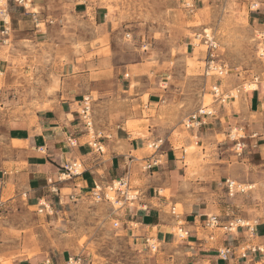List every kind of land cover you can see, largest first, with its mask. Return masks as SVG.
I'll use <instances>...</instances> for the list:
<instances>
[{
	"label": "rangeland",
	"instance_id": "rangeland-1",
	"mask_svg": "<svg viewBox=\"0 0 264 264\" xmlns=\"http://www.w3.org/2000/svg\"><path fill=\"white\" fill-rule=\"evenodd\" d=\"M28 1L30 9L25 11L15 0H0V6L9 9L10 18L21 11L31 21L18 34L11 22L9 40L0 43V58L5 63L4 75L0 74V170L9 167L12 159L8 122L30 108L39 109L38 100L45 98V105L49 104V100H59L63 91L82 94L78 97L81 101L89 96L91 136H95L94 117L109 114L111 120L118 121L122 116V106L115 103L112 111L98 110L100 93L112 96L122 94L123 88L134 91L140 87L145 93L164 94L161 119L168 124L165 129L171 139L166 143L164 137L163 143L156 145L186 150L189 178L205 185L199 186L196 195L210 196L205 214L222 220L248 216L250 225L264 217V162L254 148L256 142L264 145V122L243 131L234 129V142L218 137L219 148L202 146L199 129L184 126L202 102L212 112L219 107L211 95L215 85L237 101L253 92L251 89L264 92V0H201L193 9L182 0H61L48 10L49 20L37 18L40 10ZM85 1L87 5H82ZM99 3L110 13L109 27L96 26L92 19ZM39 30L45 33L31 38L30 34ZM206 34L217 44L214 60L226 68L223 78L206 76ZM114 70L118 73L109 79L99 77ZM114 109L119 111L113 113ZM252 120L256 122V117ZM139 123L144 122H130L129 131L142 134ZM257 132L261 140L253 137ZM152 144H146V153H155ZM228 179L236 184L233 197L227 191ZM138 185L131 181L130 198H139L140 192L134 190ZM55 194L45 197L53 213H39L38 202L18 195L12 186L0 195V264L35 257L56 262L62 256H78L85 264H194L186 260L184 242L160 243L154 254L146 250L144 242L136 246L124 239L121 223L111 217L137 209L138 200L122 206L115 200L97 203L87 195L75 201L64 198L60 203ZM158 196L169 198L170 192L160 191ZM116 198L121 201L120 196ZM171 207H165L170 218ZM176 207L181 219L187 221L184 207ZM226 207L228 211H224ZM231 211L236 212L231 215ZM235 264L264 262L257 256Z\"/></svg>",
	"mask_w": 264,
	"mask_h": 264
},
{
	"label": "crops",
	"instance_id": "crops-1",
	"mask_svg": "<svg viewBox=\"0 0 264 264\" xmlns=\"http://www.w3.org/2000/svg\"><path fill=\"white\" fill-rule=\"evenodd\" d=\"M57 2L61 0H32V7L38 8L39 14L42 15L38 14L36 17L48 19L47 16L50 15L48 10ZM81 4L87 5V1ZM109 17L107 7L100 3L98 8L92 11V19L96 26L109 27ZM11 22L16 34L20 33L23 26L31 23L30 16L21 11L14 12ZM38 33L45 32L34 31L30 34L31 38ZM4 65V60L0 58L1 75H4ZM116 73L118 72L114 70L112 74L108 73L106 76L100 74L99 77L109 79ZM251 90L253 92L244 94L240 101L232 98L224 105L215 106L213 115L202 119V125L198 128V139L201 140L202 146L219 148L218 137L227 141L229 138L234 142L235 139L231 138L234 129L243 131L246 126L252 128L257 126V122H264V92ZM79 95L82 94L63 91L58 95L59 100L54 102L49 100L47 106L45 98H42L36 103L40 106L39 109L30 108L27 113L10 119L7 143L12 159L9 167L0 170V195L12 186L18 195L24 194L34 202H38L50 192H55V196L60 197L62 203L64 198L80 200L87 196L95 185L108 186L114 181L126 178L130 183L134 180L139 182L134 189L140 192L137 198L139 207L128 209L124 214L119 213V217L111 218L121 223L124 239L132 241L134 245L139 246L145 238L153 236V233L156 234L153 237L160 243L170 244L174 240L172 231L176 220L166 215L165 207L179 204L185 209L187 221L184 222L192 232L191 240L182 245L187 261L194 264L238 263L239 259H234L230 263L219 259L216 250L227 245L237 250L257 245V248L263 246L264 251V217L256 220L253 235L242 229L238 234L226 237L219 233L215 242H209L205 235L196 232L194 220L206 215L210 196L196 195L199 186L205 185L189 178L185 162L186 150L168 146L166 149L159 148L154 154L145 152L148 142L161 144L165 140L164 137L166 143L171 139V136L167 135L169 130L165 129L168 124H164L161 119L160 105L165 102L163 93L159 91L145 93L140 87H135L134 91L123 88L122 94L112 96L100 93L98 110L112 111L116 104L122 106L120 109L122 116L118 121L114 120V117L111 120L109 114L106 118H99L98 115L94 117L95 136H91V131L82 122L80 116L82 101L78 99ZM118 111L119 109H114L113 113ZM252 117H256V122ZM132 121L144 122L138 124L142 134L129 131L128 124ZM260 135L261 133L257 132L253 137L261 140ZM98 148H101V151ZM254 148L258 149L260 159L264 162V145L256 142ZM206 153L205 149L203 155ZM219 160L221 161L220 158ZM154 161H158L157 166L145 170L144 166ZM74 164L79 166L78 173H65L64 168ZM166 190L170 192L169 198L158 196L160 191ZM224 211H228L227 207ZM235 212L231 211L230 214L233 215ZM240 218L250 223V217ZM257 256L264 262V252L249 255L252 258ZM48 258L21 259L14 264H44ZM66 261L67 258L62 256L57 258L56 262H52L65 264Z\"/></svg>",
	"mask_w": 264,
	"mask_h": 264
},
{
	"label": "built area",
	"instance_id": "built-area-1",
	"mask_svg": "<svg viewBox=\"0 0 264 264\" xmlns=\"http://www.w3.org/2000/svg\"><path fill=\"white\" fill-rule=\"evenodd\" d=\"M184 5L188 9H193L195 4L197 2H200L201 0H182ZM15 3L22 7L25 11H28L30 9L29 1L28 0H15ZM34 14V13H33ZM36 15V13L34 14ZM9 18V20H8ZM11 31V18L9 14V9L4 6H0V43L6 44L9 40V35ZM127 38L130 37L128 34L126 36ZM205 45L207 46L208 51V58L209 60L206 62V69L205 73L207 77H218L223 78L227 74V70L224 66H220L216 64L215 62V52L217 50V44L214 42V39L210 37L208 34L205 36L204 40ZM147 49V47H146ZM214 102L219 103L221 105L226 104V102L232 98L230 94L224 92L222 90L221 86L215 85L212 88L211 93ZM91 100L90 97H84L82 101V107L80 116L82 119V122L84 123L85 127L91 131L93 128V122L91 119ZM213 112L209 110L208 106H205L202 102L200 108L193 112L191 115L188 116L186 121L184 122V126L187 130H194L196 128H199L202 125V119L205 117L212 116ZM161 143V142H160ZM238 147H241L242 144H237ZM150 148H154L156 151L160 148V145H156V143L152 144ZM99 151H101V148H98ZM158 161H154L152 164H146L145 170H151L154 166H157ZM79 166L77 164H74L72 166H66L65 173L68 174H77L78 173ZM227 191L230 197H233L235 195V186L236 184L230 180L226 181ZM130 189V182L128 179H120L118 181L112 182L108 186H102V185H95L93 189L90 190V192L87 194L92 198L95 202H112L115 200L118 204L120 203L122 206L127 204V202H135L138 199L135 197H131L128 194V191ZM111 192H113V196H111ZM241 192H243L241 190ZM117 196H120L121 201L119 202L116 198ZM116 198V199H115ZM38 206L40 207L39 213L47 212V213H53V210L51 209V204L47 202L45 197L41 198L38 201ZM170 215L173 219L176 220L175 227L172 231V237L173 239L179 241V242H187L191 240L192 238V232L187 228L186 222H184L181 219V214L177 211L176 206H172L170 208ZM194 223L196 224L197 233L201 232L203 235L206 236L207 241L209 242H215L217 239V234L221 233L224 237L230 236V235H236L239 233L240 230L245 229L249 234L253 235L255 233V227L256 225H250V223H247L245 220H243L240 217H235L229 220H222L220 216L218 215H210V216H200L199 218L194 220ZM115 228L118 227V224H114ZM146 250H148L151 253H158L159 251V244L157 238L153 236H149L145 238L144 240ZM263 253L262 248H257L256 246H247L242 247L239 250L232 246H223L221 248H218L216 250V253L219 257V259L225 263H230L234 259H247L250 254H256V253ZM44 264H53L51 258H48ZM65 264H85V261L78 257L73 256L69 257Z\"/></svg>",
	"mask_w": 264,
	"mask_h": 264
},
{
	"label": "bare ground",
	"instance_id": "bare-ground-1",
	"mask_svg": "<svg viewBox=\"0 0 264 264\" xmlns=\"http://www.w3.org/2000/svg\"><path fill=\"white\" fill-rule=\"evenodd\" d=\"M253 88V87H252Z\"/></svg>",
	"mask_w": 264,
	"mask_h": 264
}]
</instances>
